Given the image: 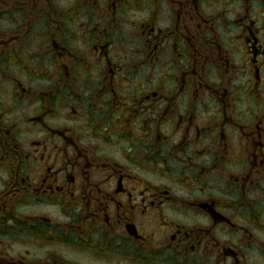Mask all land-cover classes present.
<instances>
[{
  "label": "flooded vegetation",
  "instance_id": "obj_1",
  "mask_svg": "<svg viewBox=\"0 0 264 264\" xmlns=\"http://www.w3.org/2000/svg\"><path fill=\"white\" fill-rule=\"evenodd\" d=\"M0 264H264V0H0Z\"/></svg>",
  "mask_w": 264,
  "mask_h": 264
}]
</instances>
